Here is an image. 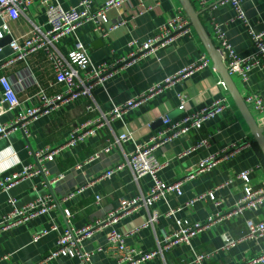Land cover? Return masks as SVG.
I'll use <instances>...</instances> for the list:
<instances>
[{
	"label": "crops",
	"instance_id": "crops-1",
	"mask_svg": "<svg viewBox=\"0 0 264 264\" xmlns=\"http://www.w3.org/2000/svg\"><path fill=\"white\" fill-rule=\"evenodd\" d=\"M80 1L58 0V3L65 9H70L78 6ZM91 1L95 8H100L107 0ZM209 1L212 3L216 0ZM191 2L200 12L202 23L216 43L214 29L208 18L209 9L202 8L197 0ZM146 6L152 8L147 10ZM244 8L251 28L255 31L264 30V0H245ZM203 10L206 12L203 13ZM179 12L188 18L179 0H131L108 11L109 22L119 24L108 35L96 34L94 24L88 23L76 33L63 38L59 48L64 54H68L75 48L79 39L88 48L89 56L94 63H113L116 58L127 55L132 46L146 42L157 32L160 25ZM212 13L218 22L227 24L225 31L236 52L240 56H251L254 53V46L249 27L242 21L234 19V8L230 4H225L213 9ZM31 21L44 28L49 27L45 7L39 0L33 3L26 15H21L18 20L9 21L12 35L20 37L26 34ZM3 22L4 20L0 19V26ZM7 37L10 35L5 38ZM12 53L0 54V60L11 56ZM204 54L208 55L206 48L191 26V33L182 35L169 45L119 69L104 83L95 86L92 90L94 101L102 111L107 112L115 105L123 104L146 91L151 85L200 61ZM208 57L210 58L209 55ZM4 75L14 82L19 96L25 101L22 109L37 105L41 100V91L48 94L65 91V86L55 81L53 66L43 53L33 54L29 59L0 71V77ZM220 79L222 77L214 64L194 72L162 94L132 110L124 118L114 120L110 126L98 130L95 135L74 147L65 148L57 158L48 161L46 167L50 173L49 177L63 175L57 182L47 185L43 176H36L17 184L9 193L0 194L1 221L11 209L8 202L10 196L16 198L19 206H23L39 196L50 195L60 200L73 190L84 187L79 195L67 201H60L48 213L9 231L1 232L0 256L12 254L6 264H35L56 248L60 234L67 228L78 230L104 219L118 207L122 198L134 199L147 195L153 186V178L144 175L136 179L128 166L111 177L99 176L110 167L124 162L126 156L134 150L136 143L146 142L151 135L158 132L163 126L161 119L163 116L169 115L174 120L183 116L184 113L178 108L180 93L187 97L189 112L208 106L216 99L225 100L228 108L205 122L198 133H186L156 150L157 157L166 162V166L159 172V177L164 182L173 183L184 178L202 159L219 152L231 143L244 141L250 142V145L235 157L184 182L180 193L170 192L151 207L142 206L117 223L103 227L92 237L84 239L81 249L93 252L91 264L116 263V257L106 248L108 235L112 229L125 234L129 230L139 228L136 233L125 235L126 244L149 252L158 249L166 234L178 230L177 218H187L191 223H204L210 217L226 215L234 209L246 187L243 180L237 178L242 171L253 169L248 185L255 189L260 188L264 183V155L228 88L219 84ZM234 80L244 98L249 93H257L264 100V70H253L247 82L239 78ZM3 89L0 81V99ZM89 102L88 98L70 100L57 110L38 117L30 125L28 137L21 130H16L9 136L0 138V178L21 170L27 164H33L34 151L62 145L74 128L98 115V112L86 110ZM248 106L258 124L264 129V114L259 113L252 105ZM14 116L15 111L7 112L0 118V122H9ZM127 130L131 132L132 139L115 145L109 152H101L99 158L81 169L76 167L78 162L87 160L104 149L108 138H114L115 135ZM209 136H212L210 146L198 148L180 157L199 139ZM211 190L214 191V199H201L191 206H186L188 201ZM98 196L101 197L100 201H97ZM179 206L183 207V210L176 215H166L168 211ZM66 209L73 214L70 223L64 216ZM154 211L159 212L158 220L146 225ZM248 220L264 222V203L259 209H247L238 215L220 220L208 230L193 237L190 243H181L164 250L142 264H244L264 250V236L244 238L248 230ZM54 226L56 229H52ZM43 230L48 231L39 240L34 241L33 236ZM227 239L238 242L230 248H224ZM198 254L206 256L200 263L196 262ZM79 263L80 259L76 256L60 255L50 259L46 264Z\"/></svg>",
	"mask_w": 264,
	"mask_h": 264
},
{
	"label": "built area",
	"instance_id": "built-area-1",
	"mask_svg": "<svg viewBox=\"0 0 264 264\" xmlns=\"http://www.w3.org/2000/svg\"><path fill=\"white\" fill-rule=\"evenodd\" d=\"M36 0H0V19L4 22L0 26V41L6 36H12L8 46L12 50V55L0 60V71L13 66L19 61H25L30 56L37 53H43L45 58L52 64L55 81L65 86V91L59 93L48 94L41 91V100L35 106H30L22 109L25 101L19 96L14 82L6 75L0 77L3 84V95L0 99V118L7 112H14L15 116L9 122H0V138L7 137L16 130H21L28 137L30 134V125L38 117L51 113L57 110L62 105L70 100L78 98H88L90 102L86 105L88 112H98V115L87 119L82 124L78 125L71 132L65 143L54 148H43L33 152L35 162L25 165L21 170L14 171L0 178V194L9 193L10 190L17 184L36 177L43 176L45 184L60 180L63 175L49 177L50 173L46 167L48 161L57 158L65 148L74 147L79 142L93 136L98 130L105 126H110L116 119H122L132 110L138 108L145 102L162 94L167 89L171 88L184 78L192 75L194 72L203 69L206 66H211L213 63L207 54H204L200 61L192 63L178 71L176 74L166 77L161 82L151 85L146 91L137 94L123 104L115 105L111 110L104 112L95 103L92 90L95 86L104 83L119 69L129 66L136 61L141 60L148 54L155 52L159 48H163L178 37L191 33L190 20L182 12L177 13L173 18L160 25L157 32L151 36L146 42L132 46V50L125 56L116 58L113 63H94L90 56L88 48L78 39L75 48L68 54H64L59 43L63 38L76 33L77 30L85 24H94L96 34L106 36L111 31L115 30L119 24H111L108 18V11L112 8H117L131 0H107L100 8H95L91 0H81L76 7L65 9L58 3V0H39L45 7L48 28L31 21L29 31L20 37L12 35L9 21L18 20L21 15H26L30 7ZM202 8L208 11V18L211 22L214 34L216 37V49L222 56L223 62L227 67L230 75L234 78L247 82L250 78V73L255 69L264 70V30L255 31L251 28L249 20L244 8L245 0H197ZM143 4V3H142ZM230 4L235 10L234 19L242 21L249 27V33L254 46V53L251 56H240L231 42L229 41L225 24L218 22L212 11L219 6ZM144 6V4H143ZM152 6H146L150 10ZM203 10V13L206 11ZM227 25V24H226ZM5 46L0 45V54L4 52ZM219 84L226 87L222 79ZM179 110L184 114L179 119L174 120L169 115L163 116L162 128L150 136L146 142L136 143L134 150L128 154L125 161L110 167L99 178L111 177L114 173L121 170L125 166L131 168L136 179L144 175H150L153 178V186L149 193L145 196L126 199L122 198L117 208L112 210L104 219L98 220L94 224L86 225L78 230L67 228L62 232L57 241L56 248L49 254L44 256L35 264H46L54 257L76 256L80 259L79 264H91L93 252H86L81 249V243L84 239L92 237L101 228L108 225H113L123 217L129 215L138 208L145 206L151 207L157 200L165 197L170 192H181L184 182L194 178L217 164L227 161L250 145V142H234L222 148L219 152L212 154L202 159L196 168L185 175L184 178L173 183H166L159 177V172L166 166V162L161 161L155 154L156 150L162 145L167 144L186 133H198L208 120L215 118L228 108V103L223 99H216L210 105L199 110L189 112L187 110V97L180 93ZM247 104L252 105L259 113L264 114V100L257 93H249L245 97ZM21 108V110H18ZM212 136L199 139L195 145L180 155V157L188 155L194 150L201 147L210 146ZM130 131L115 135L114 138H108L106 146L101 151L96 152L87 160L78 162L77 168L84 167L101 155V152H109L115 145L132 139ZM253 169L242 171L237 175L238 179L243 180L246 184L243 196L239 199L234 209L230 210L226 215H216L210 217L204 223H191L187 218H177L178 230L166 234L163 242L158 246V249L143 252L126 244L125 235H132L139 231L137 229L129 230L125 234L112 229L108 235L107 250L112 252L116 257L115 264H142L145 261L155 258L164 250L181 243H190L192 238L201 232L211 228L216 222L225 218L238 215L243 211L259 209L264 203V183L260 188H253L249 184ZM84 190V187L73 190L60 200L53 198L50 195L39 196L36 200L19 206L16 198L10 196L8 202L11 206L10 211L0 221V233L9 231L14 227L24 224L29 220L48 213L52 208L56 207L60 201H67L79 195ZM206 198H215L214 191L200 194L186 203L193 205L196 201ZM101 197H97L100 201ZM183 210L179 206L171 209L166 214L167 216L176 215ZM72 212L69 209L64 211V216L68 223L71 222ZM159 212L154 211L150 216L149 223L153 224L158 220ZM145 227V226H144ZM247 233L245 239H253L264 236V222H255L254 220L247 221ZM52 229H56L54 226ZM48 230H43L33 236V240L37 241L41 236L47 233ZM240 241V240H239ZM238 241L227 239L224 248L234 246ZM12 254L6 253L0 256V264H6ZM206 256L198 254L196 262H202ZM264 263V250L258 255L249 259L244 264H259Z\"/></svg>",
	"mask_w": 264,
	"mask_h": 264
},
{
	"label": "water",
	"instance_id": "water-1",
	"mask_svg": "<svg viewBox=\"0 0 264 264\" xmlns=\"http://www.w3.org/2000/svg\"><path fill=\"white\" fill-rule=\"evenodd\" d=\"M185 13L190 20L191 26L195 29L198 36L200 37L202 43L204 44L208 55L210 56L216 71L222 77L226 87L228 88L232 98L234 99L236 105L238 106L244 120L246 121L255 142L258 144L261 152L264 155V129L261 127L253 112L251 111L250 107L245 101L242 93L240 92L234 78L230 75L227 67L225 66L222 56L217 51L215 43L211 39L208 31L206 30L202 20L200 18V12H198L194 6L192 5L191 0H179ZM9 36V35H8ZM12 36L5 38L4 40L0 41V45L5 46L4 54L1 55H8L12 53L11 48L8 44L11 42Z\"/></svg>",
	"mask_w": 264,
	"mask_h": 264
},
{
	"label": "rangeland",
	"instance_id": "rangeland-1",
	"mask_svg": "<svg viewBox=\"0 0 264 264\" xmlns=\"http://www.w3.org/2000/svg\"><path fill=\"white\" fill-rule=\"evenodd\" d=\"M234 78H237V77L234 76Z\"/></svg>",
	"mask_w": 264,
	"mask_h": 264
}]
</instances>
